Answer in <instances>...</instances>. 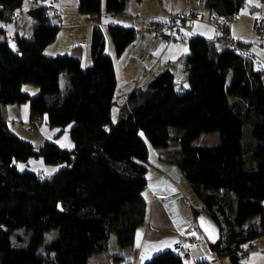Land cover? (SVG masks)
Masks as SVG:
<instances>
[{"label":"trees","instance_id":"trees-1","mask_svg":"<svg viewBox=\"0 0 264 264\" xmlns=\"http://www.w3.org/2000/svg\"><path fill=\"white\" fill-rule=\"evenodd\" d=\"M188 1L223 21L218 40L225 39L227 47L216 51L206 38L190 37L183 58L188 88L179 89L164 69L145 90L129 95L115 123L116 76L99 26L102 0L77 2L83 17L98 22L85 65L70 55L46 56L60 23L46 14L45 5L29 11L39 18L37 24L30 38L15 35L14 47L0 27V264H89L93 254L108 249L111 233L120 246L131 245L145 218L149 146L165 148L170 141L177 145L174 171L191 185L201 211L220 229L217 214L231 222L232 230L224 240L220 231L214 250L241 264L244 245L264 235V66L256 67L228 45V23L246 0ZM22 2L0 0V22L12 21ZM127 2L105 0L107 17L125 15ZM107 32L117 56L136 37L134 28L117 24H109ZM25 84L37 86L38 94L24 92ZM22 103L29 104L32 129L44 119L51 128L70 125L73 149L49 141L35 149L18 137L9 128L6 108ZM214 131L218 145L195 144ZM32 158L60 167L46 178L17 169L15 162ZM219 190L235 197L222 203ZM51 230L55 237L45 244ZM42 246L50 256L38 253ZM146 264L184 262L167 250Z\"/></svg>","mask_w":264,"mask_h":264},{"label":"crops","instance_id":"crops-1","mask_svg":"<svg viewBox=\"0 0 264 264\" xmlns=\"http://www.w3.org/2000/svg\"><path fill=\"white\" fill-rule=\"evenodd\" d=\"M76 1L77 0H69V2H67L65 0H55L52 3L54 4V7H51L54 9L52 15L57 16V19H60V29L56 35L54 42H51L45 47L44 53L46 54V56L55 57L69 55L70 51L75 52L76 48H82V45L85 44L88 38H90L92 26H94V23L91 22V19H87L82 15L81 16L83 19L78 16ZM141 3H143V0H128V15H120V17H134L133 14H131V10H138V6ZM133 4L137 7L133 6ZM158 4L161 8V15H154L155 11L152 10L153 13L148 14V18H151L149 20V24L145 23L140 27H135V25L131 24L128 25L122 20H118L119 16H115L113 18H108L107 16H105L106 18H108H105L106 21H102V18H100L99 24L101 29L105 33V50L106 53L109 54L112 58L116 76V105L114 107H117V109L119 110L117 119L120 115V108L128 105L129 95L134 91L138 92L141 90H145L152 78L164 69H169L173 73L176 85L179 89L188 88V80L183 67V58L188 53L187 40L190 37L202 36L206 38L211 43L213 49L216 51H220L221 49L227 47V42L225 39L218 40L220 33L214 27L216 19H213L211 17V13L206 9L204 5L198 6V4H196L195 2H190L188 0H149L148 7L150 8L151 5L155 6ZM176 4H178L179 7L175 9L173 7ZM41 5L44 4L39 5L38 1L36 0L34 6L29 8L25 13H17L16 20L14 21L15 35L18 34L19 36L25 38L31 37L33 28L37 24V19L39 18L37 16L31 15L29 11L32 9H36ZM250 7L251 14L254 18L257 14L255 12L256 7H253V5H251ZM191 10H197L199 12V19L182 26L179 30L180 34L176 36L174 40L162 42L154 36L153 27L155 24H157V22H166L169 19L170 15L181 14ZM45 12L48 16H50L48 9ZM102 12L103 2L101 6V14ZM69 17H71L72 23L69 22ZM111 22L117 25L120 24L124 27H134L136 31L135 40L126 47V49L120 56H117L115 54L114 47L111 46L112 44L106 31L108 25L113 24ZM228 25V36L231 38V40H237L238 42H250L251 38L247 37L248 35L242 36L237 32L233 20H231ZM262 38L263 41L261 43V47L258 48L256 58L264 62V34L262 35ZM76 58L80 59L81 57ZM259 64L256 62L254 65L256 67L264 66V63ZM60 83L62 87L66 85L67 81L64 76L61 77ZM29 89L32 91H30ZM22 90L30 95H33L37 92L34 88H28L27 86H22ZM10 112H12L13 114L12 117L16 118L17 116H19L20 119L18 117L17 118L21 121L22 124L27 123L28 126L30 125L28 103L12 104L7 106L6 117L8 120V125L10 121ZM15 118L12 119V122H15ZM41 126L48 129L45 131V135L49 134L51 135V137L56 136L57 138L58 135H60L65 131V129H67V127L59 128L60 130L49 128L45 119L41 123L40 127ZM10 129L13 130L12 128ZM58 130L60 133H57ZM48 141L54 143L61 149H73V142L67 137H64L63 139L49 138ZM169 145L170 142L168 143V146L163 149L169 148ZM174 147V158L172 157V155L169 154V156L168 154H166L165 158L167 157L170 160L168 161V163L163 162L160 159L161 161L159 162L161 163L158 164L159 166L155 167V165H153L155 167L154 172H151V175H155L153 177V181H147V186L142 192V197L146 203L144 222L142 223V225H140L141 227L139 228V230H136L135 234H137V236H134L133 243L128 246V248H124V252L112 253L117 264H121L122 261L126 262V264H146L155 255L161 252L167 250H175V244L178 242L186 243L188 244V246L191 244L188 243V239L193 237H189L187 239L186 236L182 235L184 233L180 228H177L176 233H173L176 238L168 237L166 235L162 236V234H159L158 232L156 233V235L155 233H153L152 235L149 234V232L153 230L152 226L153 224H155V222L154 219L150 217L148 207L150 208L151 204H156L160 209H162V206L165 207L164 200H169L174 194H176V187L173 182L174 180L170 177V172L174 171L175 169V167L171 168V162L174 164L173 166H175L177 161V145L175 144ZM148 162L149 163L147 165V171L153 161L151 162L148 157ZM36 173L38 174V172ZM180 175L177 181L180 180ZM147 187L149 189L148 194L150 193L151 197L150 200L147 199V192L145 193V196L143 195ZM234 197L235 196L233 195V197L231 198ZM166 214L168 215L167 212ZM185 230H188V228H186ZM161 232L163 233L164 231L162 230ZM139 233L141 234L140 237L138 236ZM178 233L180 234L179 236L177 235ZM151 236H154V238L150 239ZM139 250L140 254L139 256H136V252ZM184 264H197V260L194 261L193 258H191L190 260L184 262Z\"/></svg>","mask_w":264,"mask_h":264},{"label":"rangeland","instance_id":"rangeland-1","mask_svg":"<svg viewBox=\"0 0 264 264\" xmlns=\"http://www.w3.org/2000/svg\"><path fill=\"white\" fill-rule=\"evenodd\" d=\"M35 1L36 0H23L21 7L15 11L16 15L12 21L8 23L0 22V27L5 29V35L10 40L9 41L10 47H13L15 44L14 43V36H15L14 21L16 20L17 13L18 14L20 12L25 13L29 8L34 6ZM37 1L39 5L44 4L45 6L48 7V12L50 13L49 15L55 23H60V19H57V16L52 15L53 11L51 10V7H54V4L52 3L55 0H37ZM65 1L69 2V0H65ZM76 2H78V0ZM102 2H103V12L101 14V18H102V21H106V19H108L109 17L108 18L105 17L107 16L105 15L106 14L105 0H102ZM148 3H149V0H143V3H141L138 6V10L132 9L131 14H133L134 17H130V16L120 17V15H117L119 16L118 17L119 19L118 18L116 19L122 20L128 25L130 24L135 25V27H140L142 24H145V23L149 24V20L151 18H148V14H152L153 13L152 10H154L155 11L154 15H161V8L158 4L155 6L151 5L150 6L151 9H150L148 7ZM251 5H253V7L254 6L256 7V10H255V12L257 13L256 15H262L264 17V0H246V4L240 9L237 17L233 19V22L239 34H241L242 36L248 35L247 37L251 38L250 42H243L248 45H240V46L250 48L252 53L256 56L258 48L261 47L263 38H262V35L257 34L255 30L253 29L254 18L250 11ZM133 6L137 7L134 4ZM178 7H179L178 4H176L173 8L176 9ZM127 11L128 10L126 8L125 15H128ZM174 15H179V14H174ZM78 16H80V18L83 19L79 12H78ZM69 19L70 21L69 20L68 21L72 23L71 17H69ZM91 22H93L94 25L98 23L94 19H91ZM129 28H134V27H129ZM91 33H92V30H91ZM219 33L221 34V32ZM90 38H91V35H90ZM90 38H88L85 44L82 45V48H76L75 52L70 51V54H69L70 56H73V57H81L80 59L83 65L88 63V58L90 57L89 56ZM234 41L235 43L239 45L237 40H234ZM111 44H112V41H111ZM111 46H113V44ZM255 59H256L254 60L255 63L256 62L258 64L264 63L258 58H255ZM25 86H27L28 88H34L37 91L35 94H33V96L38 94L39 89L37 86L31 85V84L23 85V87ZM118 112L119 110L117 109V107H114L113 117H112V120L114 123L117 121ZM12 116L13 114L12 112H10L9 126L10 128L13 129L12 131L16 133V135L20 137L21 139H24L25 141L31 143L35 149H38L39 147H41L45 142L48 141L49 138L63 139L64 137H67L69 140H71L70 133H69L70 125L66 126L67 129H65L63 133L58 135V138H57L56 136L51 137V135L49 134L45 135V131L48 130L46 127L39 126L38 128L32 129L31 126L30 125L28 126L27 123L22 124L21 121L19 120L20 119L19 116H17L19 119L17 117L15 118ZM13 118H15V122H12ZM53 129H59V127H53ZM59 130L57 133H60ZM172 130L174 131L175 129H172ZM219 143H220L219 134L216 131L202 134L195 141V144L197 145H208V146L218 145ZM174 145L175 143L173 141H170L169 148L167 149L153 148L149 146L148 157L151 162L153 161L152 162L153 164L151 163V166L149 167L147 174H146L147 175L146 179H148L147 180L148 182L153 181V177L155 175H151V172H154L155 170L154 168L156 166H159L158 164L161 163L159 161L162 160L163 162H167V163L168 161H170L167 157L165 158L166 154L168 155L170 154L174 158L173 156L174 151H175ZM15 164L19 171L27 170V171H33L35 173L38 172L43 178H46L49 175L53 174L60 167V165H47L40 158L38 159L32 158L28 160L27 162L18 161V162H15ZM153 165H155V167ZM173 165L174 164L171 162V168L174 167ZM173 180H174L173 182L176 187V194H174L169 200H164L165 207L162 206V209H160L159 206L156 204H151L150 208L148 207V212L150 214V217L154 219V222H155V224H153L152 226L153 230L149 232V234L152 235L153 233H155L156 235V233L158 232L159 234L161 233L162 236L166 235L168 237L176 238V236L173 235V233H176V229L180 228L181 231L184 233L182 235L186 236L187 239L189 237H193L195 239L194 242L189 245L190 255L194 261L206 260L209 262V264H232L229 255H219L217 251L214 250L213 246L207 242L203 234L198 229L196 225V217H197V214L201 212L203 204L198 198V196L193 192L191 185L188 183V181L185 179V177L182 174L180 175V180L178 181L177 179H173ZM146 192L148 196L147 199L150 200L151 197H150V193L148 194L149 192L148 187L143 194L144 196ZM217 195L222 203L228 202V199L233 197L231 193L225 190L217 191ZM263 206H264V201H263ZM166 212L168 213V215L166 214ZM217 217H218L219 224L221 226L220 231H221L222 239L224 240L226 237V234L230 232V230H232L233 227H231V222L228 219V216L217 214ZM251 222L252 223L257 222V218L253 219ZM140 227L141 226H139L137 230H139ZM186 228H188V230H185ZM162 230L164 231L163 233L161 232ZM55 234H56V230H51L50 232H48L46 234L45 244L49 243L55 237ZM135 235L137 236V234ZM177 235L179 236L180 234L178 233ZM138 236L140 237L141 234L139 233ZM151 238H154V236H151L150 239ZM128 246H125V247L120 246L117 243L116 234L111 233L110 238H109L108 249L101 253L93 254L90 257L89 264H117L112 253L124 252L125 251L124 248H128ZM243 248L246 250V253L240 259L241 264H264V235L251 240L249 243L244 245ZM43 249H44V246L40 247L38 253L39 254L41 253L42 256L44 257L50 256V255H47V253ZM140 250L136 252V256H139ZM121 264H126V262L122 261Z\"/></svg>","mask_w":264,"mask_h":264},{"label":"built area","instance_id":"built-area-1","mask_svg":"<svg viewBox=\"0 0 264 264\" xmlns=\"http://www.w3.org/2000/svg\"><path fill=\"white\" fill-rule=\"evenodd\" d=\"M15 14H13V18H15ZM199 19V14L196 11H190L188 13H183L179 15H170L169 19L164 23H157L153 27V34L154 36L161 40L162 42H167L174 40L176 36L180 34L179 30L182 26H184L187 23H192ZM223 24V21L216 20L214 23V27L217 31L221 32V26ZM253 29L257 34L263 35L264 34V17L262 15H257L254 17L253 21ZM6 40H9L7 38ZM228 45L230 48L233 49L235 53L238 55L251 59L256 60V56L252 53L250 48H246L243 46L238 45L235 43L234 40L229 39ZM194 238H189L188 243H193ZM175 251L179 255L182 262H186L191 259L189 246L186 243L178 242L175 245Z\"/></svg>","mask_w":264,"mask_h":264},{"label":"water","instance_id":"water-1","mask_svg":"<svg viewBox=\"0 0 264 264\" xmlns=\"http://www.w3.org/2000/svg\"><path fill=\"white\" fill-rule=\"evenodd\" d=\"M180 173L173 171L170 177L178 179ZM196 225L210 245H215L219 241L220 227L204 212H199L196 217Z\"/></svg>","mask_w":264,"mask_h":264}]
</instances>
